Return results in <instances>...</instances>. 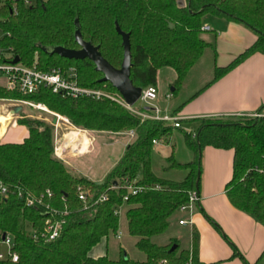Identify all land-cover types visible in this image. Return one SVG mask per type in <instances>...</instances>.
I'll return each mask as SVG.
<instances>
[{
	"label": "trees",
	"instance_id": "obj_1",
	"mask_svg": "<svg viewBox=\"0 0 264 264\" xmlns=\"http://www.w3.org/2000/svg\"><path fill=\"white\" fill-rule=\"evenodd\" d=\"M182 1L36 0L32 6L18 4L15 12L8 5L0 4L3 32L0 44L11 47L25 66L43 70L73 66L80 85L108 91L116 89L109 82H99L102 74L89 59L48 55L43 48L60 45L78 49L74 40L77 21L83 39L98 46L103 58L119 68L123 47L121 36L116 32L117 24L129 34L133 85L156 87L157 71L168 67L176 74L172 84L175 92L205 49L215 52V31L209 42L202 37L205 32L201 29L202 18L207 14L242 23L257 36L228 65L216 68L214 78L253 53H264V0ZM0 98L42 103L75 126L91 131L134 132L118 163L102 181L96 182L70 171L53 156V125L37 118H19L17 122L28 128V136L20 143L0 141V182L8 191L0 204V235H12L18 261L5 259L0 264H204L198 257L197 233L192 231L182 241L171 231L182 227L178 223L182 216L178 209L187 202L188 193L199 190L197 172L205 146L233 150V174L225 187L227 197L234 207L264 226V173L253 170L255 166L264 167V115L207 118L201 120L194 132L183 131L193 159L177 161L173 152L167 157L166 169L186 170V175L176 181L158 177L152 169V140L168 141L175 129L168 122L142 119L108 99L73 100L47 88L23 96L0 87ZM126 179H135V185L146 189L129 195L123 202ZM80 185L89 188L94 197L106 194L107 200L83 209L76 190ZM46 190L51 191V197L45 195ZM19 191L43 196L44 204L69 210L59 237L48 242L33 238L31 231H42L48 212L41 205L27 206L18 196ZM121 205L126 232L135 239V248L145 258L125 257L121 250L116 259L108 255L90 257L88 252L93 246L118 231L119 217L114 211ZM173 225L176 227L172 228ZM173 245L175 248L169 251Z\"/></svg>",
	"mask_w": 264,
	"mask_h": 264
},
{
	"label": "crops",
	"instance_id": "obj_2",
	"mask_svg": "<svg viewBox=\"0 0 264 264\" xmlns=\"http://www.w3.org/2000/svg\"><path fill=\"white\" fill-rule=\"evenodd\" d=\"M218 19H220L219 22H213L218 27V31H215L217 36L215 52L213 50L212 78L200 83L195 87L193 93L180 103L169 105V110L161 108L162 102L180 96L186 89L187 77L191 71L177 92H175L174 87L169 88L170 91H168L169 89L161 90L158 82L156 83L158 92L156 103L163 112L181 118V127L178 129H182V124L185 121L193 126L190 131L194 132L202 119L228 118L238 116V114L248 117L247 115L253 113L264 115V53H253L230 71L214 78L216 68H223L228 65L257 39L256 34L244 24L220 17ZM203 26H208V31L211 30L209 25L203 24ZM175 76L174 71V75L170 76L169 86L173 84ZM0 87L5 88V81L2 78H0ZM21 110L22 106L17 101L0 98V141L2 143H20L28 136V128L23 124H19L17 120L22 117L35 116L20 114L13 118L12 113ZM169 124L172 125L171 122ZM125 136H128L130 140L126 144L127 147L133 138L127 132H125ZM91 137L94 139L93 136ZM86 139L85 135L80 134L78 152L85 150ZM161 143L170 144V142L164 140ZM154 146H159V143ZM91 151L92 149L89 150V152ZM189 151L191 157L188 160L190 161L193 159V153L190 149ZM233 158L234 152L232 149H221L212 146H205L202 149L199 190L197 192L199 201L190 216L189 224L182 227L186 228L187 235H190L192 231L197 233L198 257L204 264H264V226L247 213L234 207L226 194V184L233 174ZM67 163L73 169V172L96 182L102 181L109 172L101 179H92L89 175L92 172L90 166ZM121 216L125 220L123 207ZM184 216L186 215L182 214L181 217ZM124 220L122 227L120 228L119 225L117 231L121 235L117 237V234H114V237L127 242L133 237L126 236V220L125 222ZM100 241L88 252L90 257L97 258L108 255L107 238L106 248L99 246ZM132 242L134 244L135 239ZM120 248H122V245H120Z\"/></svg>",
	"mask_w": 264,
	"mask_h": 264
},
{
	"label": "built area",
	"instance_id": "obj_3",
	"mask_svg": "<svg viewBox=\"0 0 264 264\" xmlns=\"http://www.w3.org/2000/svg\"><path fill=\"white\" fill-rule=\"evenodd\" d=\"M36 0H0V4H6L9 6L11 12H15L17 5L22 4L24 6H32L34 5ZM202 30L208 31V26H202ZM3 36L0 37V40ZM16 55L14 51L9 46H4L0 44V78L5 81V88L7 90L16 91L17 93L26 96L30 94L36 93L40 88L50 89L52 93L60 94L62 97L70 98L73 100L79 98H89L93 100H103L108 99L113 101L124 108H126L132 114L140 116L142 119L150 118L154 120H160L165 122H171L175 128L181 127V118L163 112V110L157 105V96L158 92L156 87L147 86L145 88H141L140 96L137 101L141 103V108H135L133 105L129 106L125 103L121 95L117 91H108L103 88H92L85 87L78 83L77 80V71L75 67L69 66L67 68L62 67H49L45 70L38 69L36 66H25L19 62L13 63V59ZM21 105H26L28 107L35 108L37 110L50 112L45 110L47 108L42 103H35L32 100L28 99H19L15 100ZM56 118V122L53 123L54 128V141H53V156L63 162L65 160V156L68 153L83 154L89 152V148L93 144V138L90 136V131L84 128L77 127L73 125L67 118L62 117L58 114H54ZM245 116L243 114H238L235 117ZM248 117H261L263 116L260 113H253L247 115ZM63 121L68 124L69 127L83 134L87 137V142L85 143V151L78 152V144L77 141H73L69 144H63L64 138L62 140L59 139L57 135V129L59 127V121ZM127 134L134 138V132L127 131ZM163 141L162 139H153V146ZM253 170L264 173V167L255 166ZM134 180H125L124 187L126 189V195L123 197V202L128 199L129 195H135L138 192L146 189L145 186L135 185ZM155 188H159L158 185ZM77 198L82 203L83 209H89L92 206L107 200V195L102 194L97 197H94L92 191L89 188L84 186L77 187ZM8 191L4 184L0 182V204L2 198L7 197ZM45 195L47 197H51L52 193L50 190H46ZM18 196L24 199L27 206L33 205H41L44 206L46 212H48V216L45 220L44 227L40 233L32 230L31 234L35 240L38 238H42L44 241H52L59 237L63 230V226L66 223V217L69 214V210L65 207L64 209H56L48 204H44L43 196H33L29 193H24L22 191L18 192ZM199 201V195L196 190H191L188 193V200L186 203L182 204L179 207V212L185 214L186 216L181 217L178 221L179 225L186 226L189 224L190 216L192 215L196 203ZM122 205L118 206V208L114 211L118 217L121 215ZM2 234L4 236L2 237ZM0 235V260L10 259L12 262L18 261V254L14 251V242L13 237L9 233H2ZM117 237L121 235L120 232H117ZM4 247L2 249L1 247ZM165 263V261H163Z\"/></svg>",
	"mask_w": 264,
	"mask_h": 264
},
{
	"label": "rangeland",
	"instance_id": "obj_4",
	"mask_svg": "<svg viewBox=\"0 0 264 264\" xmlns=\"http://www.w3.org/2000/svg\"><path fill=\"white\" fill-rule=\"evenodd\" d=\"M182 3V0H179ZM220 19L218 17L207 14L202 18V23L209 25L211 30L205 31L202 35L204 39L212 40V32L218 31V27L214 25L213 22H219ZM3 36V32L0 30V37ZM213 59H214V52L211 48L205 49L203 55L197 61L196 65L191 69V72L188 75L186 89L180 94L179 97H172L170 100H166L162 102L161 108H166L167 110L170 109V106L176 105L178 102L180 103L184 99L188 97L191 93H193L195 87H197L200 83H204L205 81L209 80L213 76ZM174 75V71L171 68L165 67L161 68L157 75V82L158 86L161 90H168L173 86H169V82L171 81L170 76ZM170 91V89L168 90ZM168 104L167 106H165ZM170 105V106H169ZM22 110L19 112H13V118H16L20 114L22 115H33L37 118L41 119L44 122H48L53 125V118L55 113L53 111L45 112L41 110H37L32 107H28L26 105H21ZM133 106L135 108H141V103L136 101ZM60 115V114H58ZM62 116V115H60ZM64 117V116H62ZM72 123V122H71ZM74 125V124H73ZM191 126L188 122H183L182 129L175 128L170 135L168 142L169 145L166 143H159V146H153L152 148V167L156 175L169 178L172 180L179 181L186 175V170L183 169H166L167 165L169 164L167 161V157L174 152V157L177 161H189L191 157V153L186 146L185 139H184V132L183 131H190ZM72 129L69 127L68 124L64 123L63 121H59V127L57 129V135L60 140H62L65 135L71 131ZM88 130V129H87ZM90 131V136L94 137V142L92 146L89 148L92 149L91 152H86L83 154H76L68 153L65 156V160L70 162L71 164L78 165V166H90L92 168V172L89 173L92 179H101L110 169H112L120 160L121 156L123 155L126 144L129 142V137L125 136V132L122 131L119 133H112V132H103V131ZM96 132V133H95ZM79 133L76 132V138L74 141L77 140ZM74 135L71 133L66 136L63 144H68L73 141ZM160 153H158V152ZM63 162V161H62ZM64 164L68 167L70 171L73 169L70 165L66 162ZM75 173V172H74ZM123 217L119 216V225L120 228L123 224ZM125 222V220H124ZM176 226L173 225L172 228ZM173 230V229H172ZM173 235L179 237L182 241H186L187 231L185 227H176L174 231H171ZM169 232V233H171ZM126 236H129L126 234ZM130 237V236H129ZM107 250L108 256L110 258L116 259L120 255V250L122 251V255L125 257L130 258H137V259H144L145 256L143 253L138 251L134 244V238L127 240V242L123 240H118L114 237V235H110L108 238ZM131 240V243H130ZM106 238L100 241V247L106 248ZM120 245H122L123 249H120ZM4 249V247H1ZM97 250V249H96Z\"/></svg>",
	"mask_w": 264,
	"mask_h": 264
},
{
	"label": "water",
	"instance_id": "obj_5",
	"mask_svg": "<svg viewBox=\"0 0 264 264\" xmlns=\"http://www.w3.org/2000/svg\"><path fill=\"white\" fill-rule=\"evenodd\" d=\"M115 28L116 32L121 36V44L123 47V58L119 68L113 67L106 59L103 58L98 50V46H94L91 41L83 39L77 21H75L74 40L79 46L78 49H70L60 45H55L44 47L43 51L48 55L57 54L58 56L66 59H89L95 65V70L102 74L99 82H109L121 95L125 103L132 106L140 96L141 87L133 85L130 79L131 53L129 34L123 32L117 24ZM12 62H19V57L15 56ZM54 122H56L55 117L53 118V123ZM197 177H200L199 170L197 172ZM3 236L4 234H2V237ZM174 248L175 245L171 246L169 251H172Z\"/></svg>",
	"mask_w": 264,
	"mask_h": 264
},
{
	"label": "bare ground",
	"instance_id": "obj_6",
	"mask_svg": "<svg viewBox=\"0 0 264 264\" xmlns=\"http://www.w3.org/2000/svg\"><path fill=\"white\" fill-rule=\"evenodd\" d=\"M45 110H47V108H45ZM76 132H77V131H74V130L69 131V132L65 135L64 140H65L66 136L69 135V134H71V133L74 134V135L76 136ZM78 133H79V132H78ZM78 135H79V136L77 137V140H76V141H77L78 144H79V142H80V133H79ZM73 137H74V136H73ZM75 138H76V137H74V140H75ZM86 142H87V139H86ZM84 151H85V150H84Z\"/></svg>",
	"mask_w": 264,
	"mask_h": 264
}]
</instances>
